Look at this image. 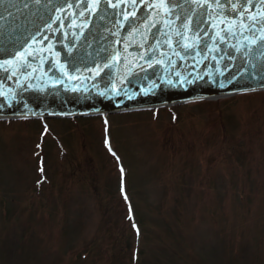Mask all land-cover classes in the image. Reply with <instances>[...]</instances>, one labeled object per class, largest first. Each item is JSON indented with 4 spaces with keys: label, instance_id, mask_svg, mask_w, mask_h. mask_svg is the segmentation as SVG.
I'll use <instances>...</instances> for the list:
<instances>
[{
    "label": "rangeland",
    "instance_id": "374dc122",
    "mask_svg": "<svg viewBox=\"0 0 264 264\" xmlns=\"http://www.w3.org/2000/svg\"><path fill=\"white\" fill-rule=\"evenodd\" d=\"M139 240L136 264H264V91L0 119V264H134Z\"/></svg>",
    "mask_w": 264,
    "mask_h": 264
},
{
    "label": "water",
    "instance_id": "95a60500",
    "mask_svg": "<svg viewBox=\"0 0 264 264\" xmlns=\"http://www.w3.org/2000/svg\"><path fill=\"white\" fill-rule=\"evenodd\" d=\"M264 87V0H0V117Z\"/></svg>",
    "mask_w": 264,
    "mask_h": 264
}]
</instances>
